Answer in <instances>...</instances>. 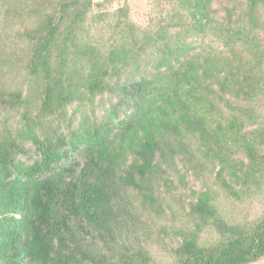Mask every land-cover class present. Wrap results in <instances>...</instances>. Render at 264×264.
Here are the masks:
<instances>
[{
	"label": "trees",
	"instance_id": "1",
	"mask_svg": "<svg viewBox=\"0 0 264 264\" xmlns=\"http://www.w3.org/2000/svg\"><path fill=\"white\" fill-rule=\"evenodd\" d=\"M110 5L0 0V264L264 260V0Z\"/></svg>",
	"mask_w": 264,
	"mask_h": 264
},
{
	"label": "rangeland",
	"instance_id": "2",
	"mask_svg": "<svg viewBox=\"0 0 264 264\" xmlns=\"http://www.w3.org/2000/svg\"><path fill=\"white\" fill-rule=\"evenodd\" d=\"M95 1H103V0H95ZM154 1L155 0H111L110 9L114 10L120 6H123L125 3H127L130 8L131 18L137 23L144 24L147 22L150 16V13L154 5ZM196 187L197 188L199 187L198 183H196ZM184 202L186 201L183 200V204ZM179 203L180 202L176 203L177 210L173 218L178 224H182L186 222L188 218H187L185 211H183L180 208ZM226 207L233 208L230 206L229 203L226 204ZM234 209H235V213L239 214L241 217L242 216L252 217L259 210H262L263 207H262L261 201H254L253 203H244L241 205H237ZM206 237H210L209 232H207ZM153 242H154L153 243L154 252L157 256V260H160L161 262L169 261L170 258H169L167 247L164 244L156 245L155 239H153ZM256 264H264V260Z\"/></svg>",
	"mask_w": 264,
	"mask_h": 264
}]
</instances>
